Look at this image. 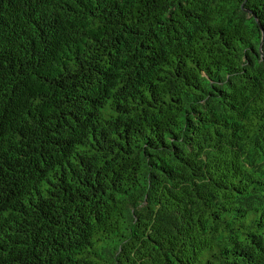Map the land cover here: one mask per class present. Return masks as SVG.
<instances>
[{
  "label": "trees",
  "instance_id": "1",
  "mask_svg": "<svg viewBox=\"0 0 264 264\" xmlns=\"http://www.w3.org/2000/svg\"><path fill=\"white\" fill-rule=\"evenodd\" d=\"M0 264H264V0H0Z\"/></svg>",
  "mask_w": 264,
  "mask_h": 264
}]
</instances>
